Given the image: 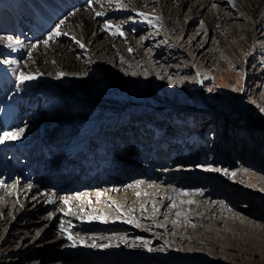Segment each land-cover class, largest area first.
<instances>
[{"label":"rangeland","instance_id":"obj_1","mask_svg":"<svg viewBox=\"0 0 264 264\" xmlns=\"http://www.w3.org/2000/svg\"><path fill=\"white\" fill-rule=\"evenodd\" d=\"M227 1L236 4L243 0ZM120 5L127 7L129 14L115 17L113 24L118 26L119 19L127 21L122 31L127 37L113 35L114 31L100 25L96 30L100 40L91 45L99 51L98 59L90 56V50L82 51L76 40L64 45L71 46L75 61L86 67L88 82L74 84L70 80L58 85L43 78L25 79L29 84L15 92V102L21 99L16 105L21 110L32 106L44 109L60 102L61 109L35 120L37 128L61 123L73 125L79 133L97 122L116 119L124 126L118 128V138L123 134L140 136L139 141H133L132 151L140 144L146 150L152 146L162 147V151L166 148L165 157L151 165L156 168L162 164L163 174L153 172L154 178L145 183L152 189L187 190L182 196L186 201L202 192L201 202L208 206L212 203L217 209V218L214 217L217 221L201 228L173 223L167 225L172 237L152 235L147 230L148 222L130 219L129 223L126 214L119 213L117 203L111 207L110 201L123 199L121 194L127 187L140 181L125 179L123 174L129 176L123 173L114 178L121 190L94 191L103 193L101 196L106 199L95 204L102 207L106 217L85 220L80 229L72 228L77 233H73L74 237L85 235V241L76 247L70 246L72 241L64 233L68 223L53 215L50 208L44 210L43 218L36 219L40 217V207L33 202L26 207L28 211L18 215H15L16 203L7 204L5 221L0 222V249L9 253L2 256L0 251V264H57V261H62L60 264H264V112L260 110L264 108V30L253 32L252 41L259 38L258 43L247 44L244 38L249 34L243 28L249 18L243 8H231L225 0H135L134 4L121 2L118 6L108 3L105 8L112 13ZM135 9L145 13L151 23L140 13L132 12ZM57 15L55 24L63 14ZM52 24L41 27L40 32L46 29L52 32L55 27ZM56 27L66 32L61 29L63 26ZM8 36L18 39L3 25L0 38L6 41ZM127 39L132 40L134 47L126 43ZM103 40L112 48L101 47ZM113 44L125 45L127 56L118 54ZM33 56L13 60L19 66L10 64L18 79L21 73L30 74L20 68L25 61L39 65V56ZM47 60L45 71L56 69V61ZM40 63L43 64L42 60ZM9 85L7 88L12 87L11 82ZM8 104L3 100L0 111ZM81 132L75 134L79 136ZM47 139H51L49 135ZM133 154L121 151L119 157ZM146 154L150 156V152ZM136 161L143 166L146 163ZM207 168L221 171H206ZM74 173L72 170L68 177ZM243 173L248 178L242 179ZM87 175L92 177H80L69 183L63 175L57 186L75 183L80 187L75 193L80 194L88 181L99 185L98 175L92 172ZM253 179L258 181L253 184ZM192 181L198 184L191 186ZM37 186L44 188L41 183ZM109 193L113 195L109 197ZM104 203H109L105 205L107 208ZM34 211L38 214L27 216ZM155 217L156 221H165L164 216ZM133 229L142 233L132 236L128 232ZM91 244L97 247L87 246ZM109 244L112 246L104 247ZM149 247L152 251H148Z\"/></svg>","mask_w":264,"mask_h":264},{"label":"bare ground","instance_id":"obj_2","mask_svg":"<svg viewBox=\"0 0 264 264\" xmlns=\"http://www.w3.org/2000/svg\"><path fill=\"white\" fill-rule=\"evenodd\" d=\"M121 2L134 4L135 0H107L103 3H99L94 0H0V28L4 25L10 35H16L18 37V39L13 37L14 40L20 41L19 44L13 42L12 47L9 48V41H3L1 39L3 37L0 38V76L5 79H9L12 75V79L14 81L13 91L9 96L10 99L7 100L9 104L5 107V109L0 111V134L5 133L8 128H15L17 125L19 127V123L24 124L20 128L23 129L22 132L18 129H14L7 132V137H4V134L0 136V139H3V142H0V182H3L0 183V222L5 221L4 218L6 216V211L9 210L7 208V204L16 203L15 215H18L28 211L29 209L27 210L26 207L30 202H33L35 205L40 207V217L38 215V218L36 219L43 218L44 216L42 214L44 210L50 208L53 211V215L63 218V220L68 223L64 229L66 238L72 236L77 243L85 241V235L83 234L75 235V238L73 233H77L72 232L74 231L72 228L78 227L80 229V227L84 225L85 220L93 218L97 220L106 217L104 211H101L102 207H99L98 204L95 205L98 202L99 204L104 202L106 199L101 196L103 193H95L98 192L99 189L104 191V193L106 192L105 189H107L108 192H117L122 189V186L120 187L116 184L114 179L116 175H111L113 170L115 171L119 169L115 168L117 163H123L124 166L126 164L128 166H133L136 173V177L133 178H139L140 181H137L134 185L130 184L127 187L125 192L121 194V196H124L123 199L119 197L116 201H110L111 207L117 203L116 205L120 207L118 209L119 213L126 214L128 217L127 220L133 219L136 222H142L143 224L148 222L147 230H149V233L152 235L157 234L158 236L165 238L172 237L169 233L167 225L170 226L173 223L176 225L181 223V225H186L187 227L196 225V227L201 228L204 224H207L210 221H217V219H214V217L217 216V209L212 203L211 206H208L207 203L201 202V198L204 195H202V192L193 194V200L186 201L182 196L188 193L187 190H177L171 187L159 189L156 188V186V189H152L150 185L145 183V181L149 178H154L153 172H156L158 175L163 174L164 171L160 170V168L164 167L162 164L159 166L156 165L157 169L155 166L150 169L147 168L150 167V163L152 165L156 162V160H160V157H165L163 154H165L166 148L162 151V147L156 148L155 146H152L146 150V148H143L142 144H140V146H137V150L132 151L131 147L133 145V141H139L137 139H139L140 136H137L136 134H133L132 136L123 134L122 138H118L116 132L118 128H122L124 126L123 124L119 125V122L116 119L108 122H97L94 126L92 125L93 127L89 128L85 127L83 129L82 127L83 131H80L81 135L78 136L76 134H79L80 132L76 133L75 127L69 124L62 125L61 123H51L42 124L38 128L36 127L37 123L35 120L40 115H49L55 110L62 108L59 106L60 102L52 108L45 107L44 109H36L35 106H32L21 110L16 105V102L20 103L21 99L18 98L15 102V92L26 88L29 82H26L27 80L21 82V79H18L15 76V73L11 71L10 64L3 63L5 59L13 61L16 58H24L26 56H39L38 62H41L42 60L43 64L39 62V65H36V63L25 61L20 67L23 72L28 70L30 74L35 77L34 80L40 78L53 80L58 85L70 80H73L74 84L88 82L89 76L87 75L86 67L81 65L80 62L75 61L73 55L74 50L70 49L72 47L64 45H67L70 40L79 41L80 45H83V47H81L82 51L90 50L88 52L90 56L94 59H98L100 57L98 56L99 51L96 52L94 50L96 47L91 48L93 43L100 40L97 33L98 31H96L97 28H99L100 25H104L105 27V25L108 24L111 26L109 28L111 31H115L116 28L119 27L122 32L123 27L127 26V21L121 19L118 20L120 23L118 26L113 24L115 17L121 18L122 15L129 14L127 7H122L121 4L120 8L112 13L107 11L105 8L108 3H115L118 6ZM225 4L229 5L231 8L238 6L243 8L246 16L249 18V21L244 24L243 28V31H246V33L249 34L248 38H244V41L247 44L251 42L258 43L259 38H255L254 41H252L254 37L252 35L257 29L264 30V0L238 1L234 4L235 6L231 5L233 4L232 2L229 3V1L225 0ZM82 10H91V12L88 11V14H86L87 11L81 12ZM58 12L63 15L55 24L54 22L58 17ZM97 12H102L103 15L97 16ZM132 12L141 13L139 9H135V11ZM256 18H259L258 21L255 20ZM136 21H139V19H136ZM41 24H43L42 27L44 28H48L49 25L55 24L52 32L57 31V25H59V27L63 26L61 29L67 33L58 30L62 33L60 35L53 36L52 39H49V35L52 33L50 32L51 29H46L45 31L42 30L40 32L41 27H39V25ZM29 30L34 33V36L30 33L27 34ZM122 33L123 35L121 36L125 39L126 35L124 32ZM44 36L47 38L42 39ZM262 36H264V34H262ZM262 38L264 39V37ZM46 40L48 42L44 43ZM127 41L128 42L126 43L132 46V40L130 41L127 39ZM100 46L108 50L112 48H110L104 40ZM113 46L118 54L127 56L125 54L127 49L124 47L125 45L119 46V44H113ZM99 50L102 51L103 49ZM47 59H53L56 61V69L45 71L43 66L44 62L45 64L47 63ZM14 65L19 66V63L15 62ZM3 78H0V84L4 81ZM10 85L8 82H5L4 88H7ZM33 104H35V101ZM16 112L18 113L15 115L18 116L17 119H12L9 122L3 121V117H6L8 113L14 115ZM47 135L51 138L49 139L50 143L47 142ZM113 139H117L119 142L114 141ZM57 140H59L60 146H64L66 143L67 150L75 151L77 149H81L84 151L87 155L86 161L88 164L95 162L97 165L98 161L102 162L97 165V168H95L98 169L103 166V169L99 172V178L101 176L102 177L99 181H97V183L99 182V185H92V181H88L85 183V185H87L86 189L81 191L80 194L75 193L77 190H80V187H76L75 183L61 187L46 184L43 189L37 186L38 175L41 171L39 164L43 161V159H47L46 163L52 165V168L49 169L52 172L50 174L52 177H57L60 170H66V168H64L66 165L75 162L64 158V155H62L60 159L49 158L50 154L54 151V143ZM93 140H97V143L95 149L92 150L90 147L94 145ZM33 143L36 144L34 147H32ZM31 148L34 150H31ZM141 148L142 151L139 150ZM121 151H128L130 154H137H134L137 160H142V155L144 156L148 151L150 152V156H148L150 162H146V164L142 166L144 169H141L139 168L140 166L138 167L132 165L137 164V161L135 162L130 160L124 162L125 159L129 160L130 158L128 156L119 157V152ZM143 151H145V153H143ZM110 159H112L111 163H109ZM58 162L63 163V166H61L62 169H57L55 167ZM91 166H93V164ZM168 175L167 177L170 178ZM241 176L242 179L248 178L245 173ZM80 177L85 178L83 175L79 177L73 175L70 177V180H73L72 182H74L76 179L79 180ZM129 177H126L125 179H129ZM239 177L240 176H238V178ZM143 181L144 183H142ZM256 181H258V179H253V184ZM197 184L198 182L192 181L190 185L196 186ZM89 186H92L93 190L87 189ZM103 186L105 187L102 188ZM137 194L139 195L138 197H136ZM109 195L113 194L109 193L108 196ZM65 201H67V203H65ZM106 204L109 203H104L103 206ZM217 205L219 204L217 203ZM63 208L68 209V211L64 209L67 213L63 210ZM125 208H127V210ZM220 208L223 209L221 206ZM222 212H224V210H222ZM33 214L37 215L38 213H35V211L30 212L27 213V216L31 217ZM158 215L164 216L165 221H156L157 218L155 216ZM88 226L91 225H85L84 227L87 228ZM140 232L141 230L133 229L128 233L132 236H138L140 235ZM51 242H53V240H51ZM1 249L0 251L3 253L2 256L9 253V250ZM42 252L47 253L49 251ZM61 262L62 261H57L56 263L60 264Z\"/></svg>","mask_w":264,"mask_h":264},{"label":"snow or ice","instance_id":"obj_3","mask_svg":"<svg viewBox=\"0 0 264 264\" xmlns=\"http://www.w3.org/2000/svg\"><path fill=\"white\" fill-rule=\"evenodd\" d=\"M233 6H235L234 4H233ZM96 15L97 16H100V15H103V13L102 12H97L96 13ZM139 15H141L142 17H144V19H146V20H148V22L149 23H151V20H149V18H148V16L145 14V13H140ZM157 19H159V18H157ZM111 26L110 25H108V24H106L105 25V28L107 29V28H110ZM117 33H119L120 35H123V33L120 31V29H119V27H117L116 28V30L113 32V35H115V34H117ZM61 33L57 30V31H55V32H52V33H50V35H49V39H52V37L53 36H56V35H60ZM6 39L9 41V43H8V47L9 48H11L12 47V44H13V42L14 43H17V44H19L20 43V41L19 40H14V38L12 37V36H8V37H6ZM48 41L46 40V41H44V43H47ZM77 43H79L78 41H77ZM81 47H83V45H80ZM130 51H131V49H129ZM3 63H5V64H11V63H15V61H11V60H7V59H5L4 61H3ZM35 77L33 76V75H31V74H29V75H27V76H25V74H23V73H21L20 74V79H21V82H23L25 79H28V80H30V79H34ZM262 112H264V108H261L260 109ZM20 132H22L23 131V129H20L19 130ZM8 136V133L7 132H5L4 133V137H7ZM0 142H3V139H0ZM206 171H221V169H218V168H207V169H205ZM225 174H227V171L225 170ZM232 175L234 176L235 175V173H232ZM0 183H3V182H0ZM65 203H67V201H65ZM129 223H131L132 222V220H129L128 221ZM137 226H139V225H137ZM68 239L69 240H72V244L70 245L71 247H76L77 246V241L72 237V236H69L68 237ZM126 242V241H125ZM88 247H97V245H95V244H91V245H87ZM112 245H104V247H111ZM135 246V245H134ZM142 246H147L146 244H144V245H142ZM157 250H162V249H157ZM148 251H152V249L149 247L148 248Z\"/></svg>","mask_w":264,"mask_h":264}]
</instances>
